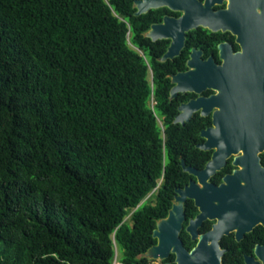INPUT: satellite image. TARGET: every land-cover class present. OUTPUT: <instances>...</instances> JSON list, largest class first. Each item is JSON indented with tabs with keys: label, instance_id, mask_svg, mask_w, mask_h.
I'll return each mask as SVG.
<instances>
[{
	"label": "trees",
	"instance_id": "trees-1",
	"mask_svg": "<svg viewBox=\"0 0 264 264\" xmlns=\"http://www.w3.org/2000/svg\"><path fill=\"white\" fill-rule=\"evenodd\" d=\"M133 1L0 0V262L138 264L210 159Z\"/></svg>",
	"mask_w": 264,
	"mask_h": 264
},
{
	"label": "flooded vegetation",
	"instance_id": "flooded-vegetation-1",
	"mask_svg": "<svg viewBox=\"0 0 264 264\" xmlns=\"http://www.w3.org/2000/svg\"><path fill=\"white\" fill-rule=\"evenodd\" d=\"M133 7L135 16L146 15L151 20L143 35L144 44L148 48L166 44V50L157 59L176 68L168 74L171 89L177 85L173 76L181 74V86L188 87L185 84L190 77L185 74L194 68H223L224 125L228 134L232 131L236 135L233 146L237 151L224 158L222 168L210 181L220 185L239 171L243 203L253 208L251 215H242L236 227L222 234L214 231L218 220L197 223L192 219L199 212L188 219L186 214L177 243L165 237L157 257L146 255L148 249L137 256L138 264H264V0H134ZM172 44H182L180 53L163 61ZM141 52L149 61L152 55ZM209 59L213 65L208 64ZM171 89V101L180 100L178 109L200 96L217 93L214 88L202 93L187 90L171 98ZM203 117L211 118L206 128L213 125L212 115ZM244 126L253 130L251 139L242 136ZM227 139L230 140L229 135ZM191 180H197L196 176L192 175L186 185ZM155 239L150 248L160 245L159 239Z\"/></svg>",
	"mask_w": 264,
	"mask_h": 264
},
{
	"label": "water",
	"instance_id": "water-1",
	"mask_svg": "<svg viewBox=\"0 0 264 264\" xmlns=\"http://www.w3.org/2000/svg\"><path fill=\"white\" fill-rule=\"evenodd\" d=\"M235 33L237 34V31H235ZM181 48L182 44L178 46L172 44L167 53L162 57V60L165 61L168 58L175 57L180 53ZM208 64L213 65L211 59L208 60ZM185 75H189L190 77V82L185 84L188 85V87L181 86L182 84H180L178 80L181 74L173 76L172 80L174 83L177 82V85L171 89V98H174L179 91L190 90L202 93L208 88L217 90V93L214 95L209 97L200 96L187 104L180 105V113L174 120L175 123L185 125L199 110H201L200 114L202 116L212 115L213 125L202 130L201 136L205 141L198 145L202 150L212 151V156L206 167L202 170L191 166L187 167L185 160H182L184 170L196 176L197 180H191L185 187L176 189L172 207L167 217L159 219L161 221L158 222L153 236L159 239L160 245L149 248L146 254L154 258L157 257V252L163 248L162 244L165 237L168 241L171 242L172 238L177 243L182 222L186 220L185 205L188 199L194 200L199 210L196 218L192 220H195L197 223H201L206 219L218 220L214 231H219L220 234L229 232L232 228L236 227L242 215L245 214L249 216L253 211L251 205L243 203L242 192L238 184L239 171L229 176L231 180L224 181V183L220 185L210 181L212 176L222 168L224 158L237 151L236 147L233 146L235 143L233 139H235L236 135H234L232 131L228 134L224 125L226 114L224 112L222 96L224 87L223 68L216 67V70H214L211 67H196L190 71L189 74L187 73ZM213 109H215V111L212 113L211 110L213 111ZM228 135L230 136L229 141H227ZM242 136L251 139L253 137V130L244 126ZM248 229L249 228H245L244 230L246 231ZM240 233L241 230H238L237 234L239 235ZM184 252L186 251L184 250ZM184 252L180 253L179 257L184 254ZM0 264L5 263L0 262Z\"/></svg>",
	"mask_w": 264,
	"mask_h": 264
},
{
	"label": "rangeland",
	"instance_id": "rangeland-1",
	"mask_svg": "<svg viewBox=\"0 0 264 264\" xmlns=\"http://www.w3.org/2000/svg\"><path fill=\"white\" fill-rule=\"evenodd\" d=\"M152 75H153V74H152V72H151V75H150V78H151V79H152ZM160 124L162 125L161 120H160ZM149 197H151V196H149ZM147 199H148V197H147ZM147 199L144 200L143 203L146 202ZM148 201H149V199H148ZM130 216H131V214L127 217V219L130 218ZM116 254H117V255H116L114 261H116V263L119 264V262H121L120 259H121V257H122V250H120V249L118 248V246H116Z\"/></svg>",
	"mask_w": 264,
	"mask_h": 264
},
{
	"label": "built area",
	"instance_id": "built-area-1",
	"mask_svg": "<svg viewBox=\"0 0 264 264\" xmlns=\"http://www.w3.org/2000/svg\"><path fill=\"white\" fill-rule=\"evenodd\" d=\"M113 264H117V263H116V261H114V263H113Z\"/></svg>",
	"mask_w": 264,
	"mask_h": 264
}]
</instances>
